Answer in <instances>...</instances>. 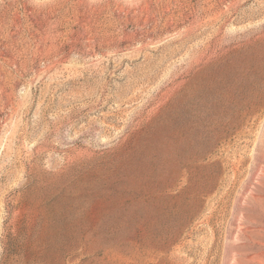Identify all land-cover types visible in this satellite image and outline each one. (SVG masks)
<instances>
[{
  "label": "rangeland",
  "instance_id": "rangeland-1",
  "mask_svg": "<svg viewBox=\"0 0 264 264\" xmlns=\"http://www.w3.org/2000/svg\"><path fill=\"white\" fill-rule=\"evenodd\" d=\"M0 264H264V0H0Z\"/></svg>",
  "mask_w": 264,
  "mask_h": 264
}]
</instances>
